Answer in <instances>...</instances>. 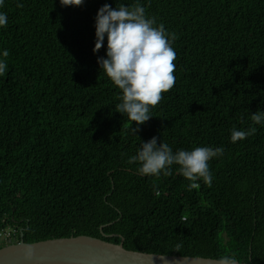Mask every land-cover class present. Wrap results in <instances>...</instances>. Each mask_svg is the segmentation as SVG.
Instances as JSON below:
<instances>
[{
	"label": "trees",
	"instance_id": "16d2710c",
	"mask_svg": "<svg viewBox=\"0 0 264 264\" xmlns=\"http://www.w3.org/2000/svg\"><path fill=\"white\" fill-rule=\"evenodd\" d=\"M137 3L177 39L175 85L134 134L97 63L107 38L93 48L97 11ZM0 13V248L85 235L264 264V122L251 120L264 112V0H4ZM234 128L256 132L233 143ZM154 136L173 153L223 148L211 186L190 189L178 165L140 175L128 160Z\"/></svg>",
	"mask_w": 264,
	"mask_h": 264
},
{
	"label": "clouds",
	"instance_id": "9594fccd",
	"mask_svg": "<svg viewBox=\"0 0 264 264\" xmlns=\"http://www.w3.org/2000/svg\"><path fill=\"white\" fill-rule=\"evenodd\" d=\"M63 7H80L84 0H59ZM4 0H0L2 6ZM22 8V4H17ZM155 18H147L145 8L134 4L131 7L120 5L112 8L103 5L95 18V46L93 52L99 51L107 38L106 58H99L97 63L106 77L121 90V102L116 105L119 113L137 125L132 128L135 134L139 126L152 118L150 109L156 107L163 94L175 85L176 53L172 42L177 39L175 33H166L163 24L155 26ZM7 16L0 13V27L6 26ZM7 51L3 52L6 58ZM6 71V63L0 61V75ZM254 124L264 122V112L251 115ZM256 129L236 130L231 134L235 143ZM223 154V148L196 147L191 151L173 150L157 137L141 143V150L129 158L128 163H139L138 173L143 176L171 175V166L178 165L180 174L190 181L189 188L200 187L198 180L211 186L212 175L209 161ZM181 244L175 246L178 252ZM215 264H238L234 255L220 256Z\"/></svg>",
	"mask_w": 264,
	"mask_h": 264
},
{
	"label": "water",
	"instance_id": "95a60500",
	"mask_svg": "<svg viewBox=\"0 0 264 264\" xmlns=\"http://www.w3.org/2000/svg\"><path fill=\"white\" fill-rule=\"evenodd\" d=\"M122 242V238L115 244L81 235L26 243L21 236L0 248V264H215L217 260L131 251Z\"/></svg>",
	"mask_w": 264,
	"mask_h": 264
},
{
	"label": "built area",
	"instance_id": "2783aa9c",
	"mask_svg": "<svg viewBox=\"0 0 264 264\" xmlns=\"http://www.w3.org/2000/svg\"><path fill=\"white\" fill-rule=\"evenodd\" d=\"M7 237L9 238L10 236L8 235Z\"/></svg>",
	"mask_w": 264,
	"mask_h": 264
},
{
	"label": "rangeland",
	"instance_id": "374dc122",
	"mask_svg": "<svg viewBox=\"0 0 264 264\" xmlns=\"http://www.w3.org/2000/svg\"><path fill=\"white\" fill-rule=\"evenodd\" d=\"M8 236V235H7Z\"/></svg>",
	"mask_w": 264,
	"mask_h": 264
}]
</instances>
